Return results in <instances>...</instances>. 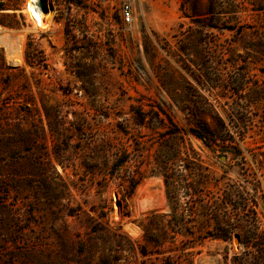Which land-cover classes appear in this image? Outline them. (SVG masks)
Listing matches in <instances>:
<instances>
[{
	"label": "rangeland",
	"instance_id": "1",
	"mask_svg": "<svg viewBox=\"0 0 264 264\" xmlns=\"http://www.w3.org/2000/svg\"><path fill=\"white\" fill-rule=\"evenodd\" d=\"M26 3L0 0V264H264V0Z\"/></svg>",
	"mask_w": 264,
	"mask_h": 264
},
{
	"label": "trees",
	"instance_id": "2",
	"mask_svg": "<svg viewBox=\"0 0 264 264\" xmlns=\"http://www.w3.org/2000/svg\"><path fill=\"white\" fill-rule=\"evenodd\" d=\"M189 134L194 136L197 140H199L208 150L213 152V144H214V139L212 135H210L203 127L200 128L199 130H193L191 129L188 131ZM223 154L228 153L229 151L226 148H223L222 150ZM171 158L174 159L175 155H171ZM125 155L123 157H117L113 164L111 165V171L109 172V175L111 177H114V172L118 170V168L123 165L126 161ZM120 183L118 184L117 187L120 188L119 195H120V201H127L130 200L131 197L133 196L134 188H135V183L132 178H129L127 180L120 179ZM104 187H107V182H104Z\"/></svg>",
	"mask_w": 264,
	"mask_h": 264
},
{
	"label": "bare ground",
	"instance_id": "3",
	"mask_svg": "<svg viewBox=\"0 0 264 264\" xmlns=\"http://www.w3.org/2000/svg\"><path fill=\"white\" fill-rule=\"evenodd\" d=\"M29 2V5H28ZM30 2L32 4H36V0H27L26 7H27V12L30 20L32 23H34V26L40 27L42 25V20L40 14L37 12L36 8L30 5ZM43 26V25H42Z\"/></svg>",
	"mask_w": 264,
	"mask_h": 264
},
{
	"label": "built area",
	"instance_id": "4",
	"mask_svg": "<svg viewBox=\"0 0 264 264\" xmlns=\"http://www.w3.org/2000/svg\"><path fill=\"white\" fill-rule=\"evenodd\" d=\"M28 5H29V2H28ZM30 5L33 7H35V4H32L30 2ZM26 10H27V7H26ZM28 11V10H27ZM121 15L123 17V19L126 21V22H129L130 20V15H131V12H130V9L128 6H124L122 9H121Z\"/></svg>",
	"mask_w": 264,
	"mask_h": 264
},
{
	"label": "water",
	"instance_id": "5",
	"mask_svg": "<svg viewBox=\"0 0 264 264\" xmlns=\"http://www.w3.org/2000/svg\"><path fill=\"white\" fill-rule=\"evenodd\" d=\"M237 239V238H236Z\"/></svg>",
	"mask_w": 264,
	"mask_h": 264
}]
</instances>
